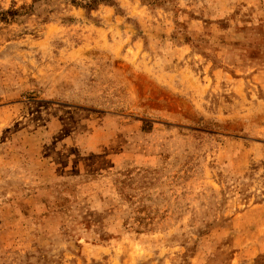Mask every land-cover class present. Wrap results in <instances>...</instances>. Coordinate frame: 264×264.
I'll return each mask as SVG.
<instances>
[{
	"label": "rangeland",
	"instance_id": "374dc122",
	"mask_svg": "<svg viewBox=\"0 0 264 264\" xmlns=\"http://www.w3.org/2000/svg\"><path fill=\"white\" fill-rule=\"evenodd\" d=\"M0 0V264H264V0Z\"/></svg>",
	"mask_w": 264,
	"mask_h": 264
},
{
	"label": "trees",
	"instance_id": "16d2710c",
	"mask_svg": "<svg viewBox=\"0 0 264 264\" xmlns=\"http://www.w3.org/2000/svg\"><path fill=\"white\" fill-rule=\"evenodd\" d=\"M106 1L105 0H93L92 1V5H94V4H101V3H105Z\"/></svg>",
	"mask_w": 264,
	"mask_h": 264
}]
</instances>
